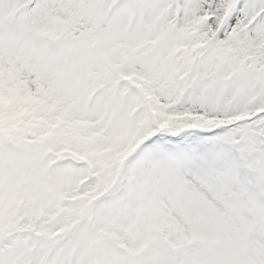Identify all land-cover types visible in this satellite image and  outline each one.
I'll return each mask as SVG.
<instances>
[{
	"label": "snow or ice",
	"instance_id": "obj_1",
	"mask_svg": "<svg viewBox=\"0 0 264 264\" xmlns=\"http://www.w3.org/2000/svg\"><path fill=\"white\" fill-rule=\"evenodd\" d=\"M0 264H264V0H0Z\"/></svg>",
	"mask_w": 264,
	"mask_h": 264
}]
</instances>
